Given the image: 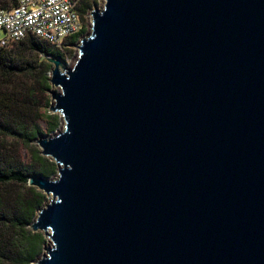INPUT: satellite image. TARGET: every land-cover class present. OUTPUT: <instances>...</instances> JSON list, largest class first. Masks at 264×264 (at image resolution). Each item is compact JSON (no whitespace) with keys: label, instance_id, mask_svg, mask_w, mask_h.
I'll return each instance as SVG.
<instances>
[{"label":"water","instance_id":"95a60500","mask_svg":"<svg viewBox=\"0 0 264 264\" xmlns=\"http://www.w3.org/2000/svg\"><path fill=\"white\" fill-rule=\"evenodd\" d=\"M52 63L36 264H264V0H105Z\"/></svg>","mask_w":264,"mask_h":264},{"label":"trees","instance_id":"16d2710c","mask_svg":"<svg viewBox=\"0 0 264 264\" xmlns=\"http://www.w3.org/2000/svg\"><path fill=\"white\" fill-rule=\"evenodd\" d=\"M16 0H0V9ZM82 27L67 37L74 42ZM33 34L10 45H0V264H31L42 253L44 237L27 227L42 206L43 194L29 185L31 174H49L53 161L34 148L32 140L57 126V114L48 112V72L52 63L43 54L63 58L64 51ZM25 153V157L22 154Z\"/></svg>","mask_w":264,"mask_h":264},{"label":"built area","instance_id":"2783aa9c","mask_svg":"<svg viewBox=\"0 0 264 264\" xmlns=\"http://www.w3.org/2000/svg\"><path fill=\"white\" fill-rule=\"evenodd\" d=\"M83 0H16L0 9V45H10L33 34L63 50L65 40L82 28L79 7ZM52 54H43V57Z\"/></svg>","mask_w":264,"mask_h":264},{"label":"rangeland","instance_id":"374dc122","mask_svg":"<svg viewBox=\"0 0 264 264\" xmlns=\"http://www.w3.org/2000/svg\"><path fill=\"white\" fill-rule=\"evenodd\" d=\"M104 2L105 0H96V7L97 8H100L102 5H104ZM93 9V6H91L89 8V12L87 15L84 16L83 20H82V27L84 28V31L77 37V39L73 42H70V43H66L65 46H68L70 48V51L66 50L63 52V58L62 60L64 61V63L66 65H71L74 63L75 61V58H76V53L78 52V47H74V46H77V44L79 43V40L82 36H84L89 30H90V24H91V21H92V14H91V10ZM4 34V32L0 29V36H2ZM50 74V71L48 72V75ZM51 88H55V90H58L59 88L58 87H55L53 85L50 84L49 86V89L47 91V102H48V105L46 107L47 111L48 112H51V113H54V114H57V126L55 129L53 130H47L46 128V125L45 123H42V128H43V134H52L53 132L55 133V131H57L58 129L61 128L62 124H63V121H62V116H61V113L58 112V111H54L53 109L50 108V104L53 102V97L50 93V89ZM37 136V135H36ZM32 143L34 145V148L37 149V151L43 155L41 152H40V146L39 144L37 143L36 141V137L32 140ZM23 157H25V153L22 154ZM45 157H47V159H49L50 161H53V164H54V171L53 172H50L49 174H47L49 177H52L54 178L57 174V169H56V164H55V161L53 160V158L51 156H48V155H43ZM46 175V174H44ZM33 185V184H32ZM36 187V185H33ZM36 190L37 191H40L42 194H43V202H42V206L45 204V202L48 201V196L49 194H47L44 190L42 189H39L38 187H36ZM29 227V225L27 226ZM29 229H31V227H29ZM31 230H34V229H31ZM35 232H40L42 234V236L44 237V242H42V247L49 243V238L42 232V230H34ZM44 249L42 248V251ZM31 264H36L34 260H31Z\"/></svg>","mask_w":264,"mask_h":264},{"label":"flooded vegetation","instance_id":"af4514ba","mask_svg":"<svg viewBox=\"0 0 264 264\" xmlns=\"http://www.w3.org/2000/svg\"><path fill=\"white\" fill-rule=\"evenodd\" d=\"M95 5H96V0H83V2L80 4L79 7L80 16L82 17V19L84 18L85 15L88 14L89 8L91 6L94 7Z\"/></svg>","mask_w":264,"mask_h":264}]
</instances>
